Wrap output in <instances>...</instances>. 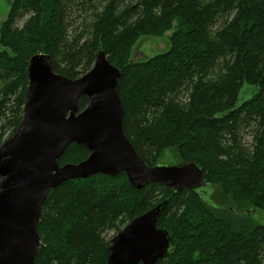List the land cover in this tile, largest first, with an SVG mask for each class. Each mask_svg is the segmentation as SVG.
<instances>
[{"label":"trees","instance_id":"obj_1","mask_svg":"<svg viewBox=\"0 0 264 264\" xmlns=\"http://www.w3.org/2000/svg\"><path fill=\"white\" fill-rule=\"evenodd\" d=\"M163 35L167 51L133 59L140 37ZM98 50L120 71L123 130L146 164L172 148L219 202L264 213V0H12L0 24V144L22 118L31 56L76 79ZM244 83L256 91L239 104ZM87 103L81 96L78 111ZM88 154L71 143L58 163ZM209 199L160 182L135 189L124 173L66 180L41 207L34 264H106L107 232L163 201L156 225L172 246L154 264H264V222Z\"/></svg>","mask_w":264,"mask_h":264},{"label":"water","instance_id":"obj_2","mask_svg":"<svg viewBox=\"0 0 264 264\" xmlns=\"http://www.w3.org/2000/svg\"><path fill=\"white\" fill-rule=\"evenodd\" d=\"M27 71L22 118L0 144V264H34L43 202L69 179L124 173L135 189L160 182L174 193L189 188L208 201L214 188L195 163L148 165L140 158L123 130L120 71L104 51L76 79L53 72L46 54L31 56ZM81 96L88 103L79 112ZM71 143L86 147L87 158L59 165ZM165 205L160 202L115 233L107 242L106 264H154L163 258L172 246L168 232L156 225Z\"/></svg>","mask_w":264,"mask_h":264},{"label":"rangeland","instance_id":"obj_3","mask_svg":"<svg viewBox=\"0 0 264 264\" xmlns=\"http://www.w3.org/2000/svg\"><path fill=\"white\" fill-rule=\"evenodd\" d=\"M12 0H0V24L4 21L8 15L10 5ZM169 49V41L167 36L154 37V36H144L140 37L135 44L132 57L137 61H145L147 58H150L154 55L163 53ZM256 89L250 85L243 84L239 93H238V103L241 104L243 101L249 99ZM246 140L250 142V137L245 136ZM159 164L166 165H175L178 163L177 153L172 148L164 149L159 158ZM215 190V189H214ZM214 190L207 196L208 199L214 201L213 204H220L218 206L219 211L226 214H231L234 217H241L245 212L249 218H252L254 221L263 223L264 222V213L256 209L254 210L253 206L248 204H237L231 201L219 202L218 199L212 195ZM211 201V202H212ZM114 231L107 232V238L112 237Z\"/></svg>","mask_w":264,"mask_h":264}]
</instances>
